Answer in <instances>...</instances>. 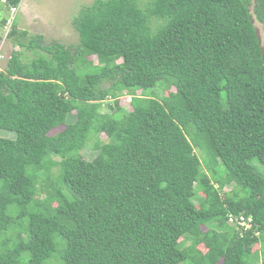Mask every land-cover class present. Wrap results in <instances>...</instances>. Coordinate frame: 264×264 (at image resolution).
I'll list each match as a JSON object with an SVG mask.
<instances>
[{
  "label": "trees",
  "instance_id": "16d2710c",
  "mask_svg": "<svg viewBox=\"0 0 264 264\" xmlns=\"http://www.w3.org/2000/svg\"><path fill=\"white\" fill-rule=\"evenodd\" d=\"M251 6L264 28V0H94L73 19L75 46L26 43L13 20L7 36L35 55L13 50L0 70V132L14 133L0 135V264H264V171L252 163L264 164V49Z\"/></svg>",
  "mask_w": 264,
  "mask_h": 264
},
{
  "label": "rangeland",
  "instance_id": "374dc122",
  "mask_svg": "<svg viewBox=\"0 0 264 264\" xmlns=\"http://www.w3.org/2000/svg\"><path fill=\"white\" fill-rule=\"evenodd\" d=\"M94 0H21L19 6L14 9H8L6 6L0 11V18H7V23L5 25H0V70L5 69L7 62L13 50L24 49V60L31 59L35 53L34 51L21 48L13 43V38H10L6 35V31L10 30L12 23L15 20L17 24V31L25 30L27 35L22 37L21 40H24L28 43L32 36L40 34L43 36V42L50 43L52 41L62 42L66 45L75 46L79 42L78 33L73 26V19L75 15L78 14L80 9L86 5H89ZM139 3L144 6L147 3V0H138ZM253 6L250 7V11L253 15L255 25L258 28V33L261 38V43L264 49V28L262 24L256 19V16L253 12ZM40 51V50H39ZM41 52V51H40ZM42 53V52H41ZM90 62L97 63L96 56H90ZM106 86L107 83H104ZM158 84L152 89L156 91L155 93L160 97L164 96H174V88H168L166 85ZM151 92V91H150ZM130 97L121 96L118 100L120 106L124 109L130 110L131 105L129 104ZM110 102L114 104V100L107 99L103 103L102 110L112 112V110L107 106V103ZM73 115L70 116L69 120H72ZM64 128L63 125L53 129L51 134H56ZM1 136L14 137L13 132L1 131ZM100 139L106 141L107 136L105 133L100 135ZM94 136H91L87 146L81 151L83 156L86 159H92L98 152V149L95 148ZM196 153L200 157L203 165V169L208 172L209 176L218 178L220 181H226V171L224 165L219 163H214V158L212 155H209L197 148ZM53 159L56 161L59 160V157L54 156ZM252 163L259 171H264V164L260 163L258 159H253ZM56 169V167L54 168ZM216 170V172H212ZM234 183H227L225 186L226 190H230L233 187ZM202 195V193H200ZM205 230L206 227L204 226ZM184 241H181L183 244ZM185 243L184 245H186ZM183 245V246H184ZM260 245L255 244L254 250L259 249ZM199 249L202 252L207 250L206 246L203 244L199 245ZM262 257L255 261V264H260Z\"/></svg>",
  "mask_w": 264,
  "mask_h": 264
},
{
  "label": "built area",
  "instance_id": "2783aa9c",
  "mask_svg": "<svg viewBox=\"0 0 264 264\" xmlns=\"http://www.w3.org/2000/svg\"><path fill=\"white\" fill-rule=\"evenodd\" d=\"M7 34H8V30L6 31V35ZM229 220H230V222L235 221L240 226H242L246 229L250 228L252 226V222H253L252 216H249L248 218H246L244 215H240V217H237V216H234L231 214Z\"/></svg>",
  "mask_w": 264,
  "mask_h": 264
},
{
  "label": "clouds",
  "instance_id": "9594fccd",
  "mask_svg": "<svg viewBox=\"0 0 264 264\" xmlns=\"http://www.w3.org/2000/svg\"><path fill=\"white\" fill-rule=\"evenodd\" d=\"M131 98V97H130Z\"/></svg>",
  "mask_w": 264,
  "mask_h": 264
}]
</instances>
